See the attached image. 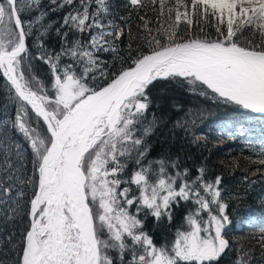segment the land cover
<instances>
[{"label": "snow or ice", "instance_id": "obj_1", "mask_svg": "<svg viewBox=\"0 0 264 264\" xmlns=\"http://www.w3.org/2000/svg\"><path fill=\"white\" fill-rule=\"evenodd\" d=\"M160 83L200 101L168 102L193 145L213 109L261 117L258 141L241 121L220 130L249 153L242 188L152 154ZM257 174L264 0H0V264H221L233 225L256 223L250 206L232 217ZM257 232L232 264H264Z\"/></svg>", "mask_w": 264, "mask_h": 264}, {"label": "trees", "instance_id": "obj_2", "mask_svg": "<svg viewBox=\"0 0 264 264\" xmlns=\"http://www.w3.org/2000/svg\"><path fill=\"white\" fill-rule=\"evenodd\" d=\"M46 66L42 63L36 64V73L39 76H43L46 73ZM165 90L166 95L163 96V108L158 112V115L163 113L167 118V123L162 124L156 130V134L151 138L153 144V155L170 150L174 154L181 155L182 158H186L188 165L198 164L201 161H206L208 166L217 174L223 173L226 184L230 190L236 191L244 186L242 181V169L247 167V161L245 157L249 155L247 151H244L241 155V144L233 142L226 137L220 135V130L225 128L226 124L235 123L241 121L245 123V130L249 139L258 141L261 137V117L258 114H246L242 115L239 111L228 109H213L212 114L206 116L203 119H198L196 131L203 133L207 136V142L203 146H196L190 143V137L185 138L183 133L179 130L175 131L173 137L171 129L172 121L175 120L182 113L174 112L169 107V100L173 97L177 98L180 103L190 109L195 104L200 103L192 96L185 94L183 91L177 89L175 85L168 83L157 84L154 93L158 90ZM17 137V140H20ZM233 157L239 160L240 168L237 169L234 174L229 173L222 165L221 161L229 162ZM255 167V166H253ZM255 180L250 188L248 196L245 200L239 203L238 212L233 211V220L235 221L238 213L242 214L245 207L250 206L251 211L256 217L255 224L241 223V227L237 228L234 224L230 229V235L228 237L232 250L226 251L225 255L221 259V264H232L236 258V249L241 246H249L255 241L253 237L258 235L257 229L261 222H264V203H261L264 199V177L259 174L250 177ZM159 238V233H157ZM254 259L259 260V255Z\"/></svg>", "mask_w": 264, "mask_h": 264}, {"label": "bare ground", "instance_id": "obj_3", "mask_svg": "<svg viewBox=\"0 0 264 264\" xmlns=\"http://www.w3.org/2000/svg\"><path fill=\"white\" fill-rule=\"evenodd\" d=\"M241 224H239L238 226H237V228L240 226Z\"/></svg>", "mask_w": 264, "mask_h": 264}]
</instances>
